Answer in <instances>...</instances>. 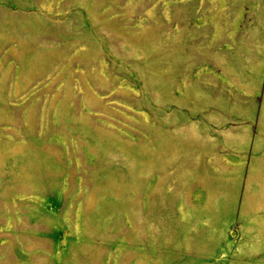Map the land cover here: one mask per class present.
I'll return each mask as SVG.
<instances>
[{"label": "rangeland", "instance_id": "374dc122", "mask_svg": "<svg viewBox=\"0 0 264 264\" xmlns=\"http://www.w3.org/2000/svg\"><path fill=\"white\" fill-rule=\"evenodd\" d=\"M0 264H264V0H0Z\"/></svg>", "mask_w": 264, "mask_h": 264}]
</instances>
